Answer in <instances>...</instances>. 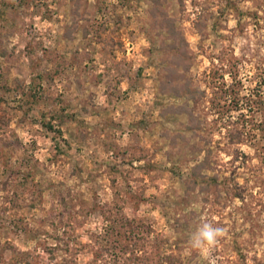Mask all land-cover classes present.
Here are the masks:
<instances>
[{
    "label": "rangeland",
    "instance_id": "rangeland-1",
    "mask_svg": "<svg viewBox=\"0 0 264 264\" xmlns=\"http://www.w3.org/2000/svg\"><path fill=\"white\" fill-rule=\"evenodd\" d=\"M264 264V0H0V264Z\"/></svg>",
    "mask_w": 264,
    "mask_h": 264
},
{
    "label": "clouds",
    "instance_id": "clouds-1",
    "mask_svg": "<svg viewBox=\"0 0 264 264\" xmlns=\"http://www.w3.org/2000/svg\"><path fill=\"white\" fill-rule=\"evenodd\" d=\"M226 234L225 227L216 226L202 218L199 226L191 233L188 244L193 250L198 251L208 264H216L215 259L212 258V252Z\"/></svg>",
    "mask_w": 264,
    "mask_h": 264
}]
</instances>
